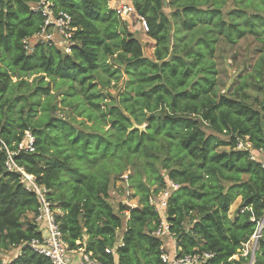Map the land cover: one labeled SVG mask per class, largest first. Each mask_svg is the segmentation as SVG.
I'll list each match as a JSON object with an SVG mask.
<instances>
[{
  "label": "trees",
  "instance_id": "trees-1",
  "mask_svg": "<svg viewBox=\"0 0 264 264\" xmlns=\"http://www.w3.org/2000/svg\"><path fill=\"white\" fill-rule=\"evenodd\" d=\"M38 1L0 0V138L15 149L26 131L34 137V152L21 151L14 161L45 189L68 248L101 264H164L150 197L171 181L178 189L165 219L176 254L247 264L249 258H231L264 211V0H132L149 27L154 60L110 0H49L75 28L70 52L46 43L27 50L24 39L44 22L33 9ZM243 39L253 45L249 62L224 91L215 54ZM25 75L38 76L29 82ZM56 79L57 89L66 87L62 104L82 120L58 117ZM120 79L117 101L93 84L107 88ZM241 141L250 150L238 149ZM6 158L0 150V255L22 246L9 264H51L28 245L40 237L37 195L7 171ZM119 179L137 199L130 209L109 202L110 184ZM125 211L127 219L119 214ZM253 264H264V241Z\"/></svg>",
  "mask_w": 264,
  "mask_h": 264
},
{
  "label": "built area",
  "instance_id": "built-area-1",
  "mask_svg": "<svg viewBox=\"0 0 264 264\" xmlns=\"http://www.w3.org/2000/svg\"><path fill=\"white\" fill-rule=\"evenodd\" d=\"M107 6L122 20H127L136 14L139 30L143 34L148 33L149 27L147 22L143 17L137 15L130 0H125V2L110 0ZM33 9L35 11H40L44 17V22L38 33L30 38L24 39L23 42L27 50L31 47L30 41L32 40L34 45L37 43H46L57 47L60 45L63 38L68 37L69 34L71 36L72 31L75 30V28H71V19L69 15L63 12L55 14L49 0H39L33 5ZM237 147L241 150H250L251 144L246 141H241L238 143ZM0 150L7 155L5 162L7 171L18 173L24 187L28 191L34 192L38 198L39 207L33 222L38 228L40 237L28 243L30 248L39 255L47 258L51 264H101L92 258L90 254H86L81 250L76 251L68 248L62 230L55 219V212L51 203L46 199L44 194L45 189L38 186L34 178L26 173L23 167L17 165L14 161V157L21 151L28 153L34 152V137L32 134L26 131L22 140L16 144L15 149H11L0 138ZM258 153L264 154V149L258 150ZM252 159L255 160L256 158L252 157ZM258 161L264 170V159ZM177 189L178 185L171 181H166V187L156 196L150 197V204L155 207V211L160 218V223L153 235L162 242L166 237H173L170 234L169 225L165 219V211L168 198ZM260 241H264V211L262 216L256 220V227L252 235L244 243H241L238 253L233 257L250 258V263L254 262L255 253L258 250ZM161 249L163 252L161 259L164 264H204L212 257V254L206 252L177 255L176 249L175 254L171 255L164 252L163 246H161ZM106 253H113V250L106 249ZM2 264L6 263L2 261Z\"/></svg>",
  "mask_w": 264,
  "mask_h": 264
},
{
  "label": "rangeland",
  "instance_id": "rangeland-1",
  "mask_svg": "<svg viewBox=\"0 0 264 264\" xmlns=\"http://www.w3.org/2000/svg\"><path fill=\"white\" fill-rule=\"evenodd\" d=\"M119 1V0H118ZM125 2V0H120ZM127 1V0H126ZM132 2V0H130ZM166 5L169 0H165ZM229 9H231V1H228L225 8L223 9V12H227ZM169 9H166V12H168ZM128 23V28L131 32H134L135 36L140 39V42L143 45V53L144 56L149 58L150 60H154L153 57V50H154V41H152L147 34H143L140 30L136 31L137 26V18L136 14L134 16H131L129 19L125 20ZM72 35V34H71ZM70 36V34H69ZM68 36V37H69ZM65 37L61 41L60 45L57 46L64 54H69L71 43L69 42L70 37ZM68 38V39H67ZM31 47L29 50L33 47V40L30 41ZM253 49V45L251 43V40H241L239 41L235 46L228 47L225 45L220 46L218 51L215 54V62L216 67L218 70V75L216 77V80L218 81V85L220 86V89H223L224 91H227L234 83V80L236 79L238 72L240 68H242V64L249 62L246 58L247 55L251 52ZM233 55L236 56L237 62L234 63L232 60ZM40 75V74H39ZM38 75H25L22 77V79L31 82L33 78ZM124 78V77H123ZM125 79V78H124ZM15 80V78H14ZM47 80V79H46ZM123 79H120L119 82H111L110 85L107 88L102 87L100 83H93L97 86V90L104 91V93L111 95V99L113 100H120L119 98V91H123L122 86L124 83H122ZM57 83H61L58 81V79L51 81V94L55 95L54 102H56L59 109H61L58 112V117L69 119H76V121L82 120V117H79V115L70 107L64 106L62 104V97H63V91L66 88L64 85H62L59 89H57ZM115 84V85H114ZM221 92H224V91ZM110 101V98H107L106 102ZM38 114L40 115L41 112L39 111ZM36 115L33 117V121H37V118L39 115ZM109 127V126H108ZM106 127V129L108 128ZM30 133V132H29ZM109 202L113 206L115 210L119 209V205L123 204L127 209H130L131 207L135 206L137 204V199L131 197V192L127 188V184L124 180H115L112 181L109 188ZM240 203V197L236 198L234 202L230 205L228 210V217L230 219H233V216L238 208V205ZM128 211L119 213L121 216H123L125 219L128 217ZM123 230L117 231V241L120 242L121 235ZM162 246L164 248V252L174 255L175 254V239L173 237H166L164 241L162 242ZM22 246H19L18 248H12L7 253L1 254V259L6 264H9L10 260L19 253ZM255 258V257H254ZM231 259L238 260L239 257L235 256ZM250 263V258L248 260V263ZM254 262H252L253 264Z\"/></svg>",
  "mask_w": 264,
  "mask_h": 264
},
{
  "label": "crops",
  "instance_id": "crops-1",
  "mask_svg": "<svg viewBox=\"0 0 264 264\" xmlns=\"http://www.w3.org/2000/svg\"><path fill=\"white\" fill-rule=\"evenodd\" d=\"M135 30H136V31H137V30L139 31V27H138V28L136 27ZM132 33H134V32H132ZM139 40H140V39H139ZM152 41H153V40H152ZM120 241H121V239H120ZM17 255H18V254H16L13 258L17 257Z\"/></svg>",
  "mask_w": 264,
  "mask_h": 264
},
{
  "label": "water",
  "instance_id": "water-1",
  "mask_svg": "<svg viewBox=\"0 0 264 264\" xmlns=\"http://www.w3.org/2000/svg\"><path fill=\"white\" fill-rule=\"evenodd\" d=\"M134 128H139L140 130H142V129H143V127H136V126H134ZM250 264H252V263H250Z\"/></svg>",
  "mask_w": 264,
  "mask_h": 264
}]
</instances>
